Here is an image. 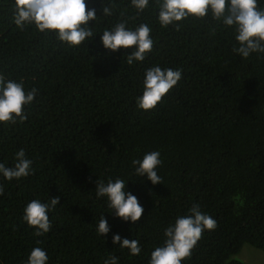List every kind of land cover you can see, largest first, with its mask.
Masks as SVG:
<instances>
[{"label": "trees", "instance_id": "16d2710c", "mask_svg": "<svg viewBox=\"0 0 264 264\" xmlns=\"http://www.w3.org/2000/svg\"><path fill=\"white\" fill-rule=\"evenodd\" d=\"M97 18L94 36L69 46L34 23H14L15 0H0V75L37 90L21 121L0 123V163L14 167L23 149L32 174L7 180L0 174V264H28L40 247L47 264H150L164 245L165 229L194 205L217 222L205 230L182 264H244L248 244L264 252V53L242 58L235 26L211 11L163 27V0L137 10L131 0H85ZM264 10V0H257ZM109 7L112 15H103ZM118 23L151 29L152 50L127 63L134 49H105L101 36ZM154 66L180 70L182 78L152 110L138 107L145 73ZM160 152L162 184L136 175L134 160ZM125 181V191L144 208L139 221L125 222L97 198L96 181ZM49 232L23 219L33 200L49 203ZM110 228L98 234L100 218ZM139 240L132 255L113 236Z\"/></svg>", "mask_w": 264, "mask_h": 264}, {"label": "clouds", "instance_id": "9594fccd", "mask_svg": "<svg viewBox=\"0 0 264 264\" xmlns=\"http://www.w3.org/2000/svg\"><path fill=\"white\" fill-rule=\"evenodd\" d=\"M149 0H131V4L139 11L148 6ZM16 14L14 23L23 27L26 23H34L41 31H50L58 34V39L69 46H79L85 40L91 39L94 34L88 23L94 21L96 10L88 9L85 0H15ZM211 11L213 18L222 20L224 25L235 26V37L239 47L232 51L242 58L251 53H264V10L258 8L257 0H163L159 11L161 26L168 27L181 22L188 17L203 18ZM103 15H112L109 7L102 9ZM151 29L141 24L135 30L128 29L124 23H118L112 30H105L101 41L105 49L113 52L123 49H134L127 56V63L143 61L145 54L153 47ZM180 70H162L158 66L149 68L145 73L144 91L138 98V107L144 111L154 109L162 98L173 89L181 80ZM37 90L25 92L23 83L5 80L0 75V123H15L16 118L21 121L24 115V106L32 103ZM17 163L14 167H6L0 163V174L7 179H19L33 173L32 161L27 159L23 149L16 153ZM136 175L146 176L153 185L162 184V178L156 169L162 165L160 152L146 153L142 160H134ZM125 181L116 179L107 183L96 181L97 198L107 197L108 207L117 217L125 222L136 223L143 215L144 208L138 198L125 191ZM3 185H0V195H3ZM60 202V197L51 198L49 203L39 200L31 201L24 209L23 219L36 229L35 235L41 236L51 229L48 212ZM190 215L179 217L174 225L165 229V242L151 253L150 264H182V261L191 256L192 250L202 238L205 230H214L217 222L209 215L200 212L199 206L190 209ZM98 234L106 236L110 228L104 216L98 224ZM114 245L127 248L132 255H139L141 248L139 240L123 239L119 234L113 236ZM47 253L40 247L32 249L28 264H47ZM105 264H117V258L110 256Z\"/></svg>", "mask_w": 264, "mask_h": 264}, {"label": "rangeland", "instance_id": "374dc122", "mask_svg": "<svg viewBox=\"0 0 264 264\" xmlns=\"http://www.w3.org/2000/svg\"><path fill=\"white\" fill-rule=\"evenodd\" d=\"M237 258L244 264H264V252L248 244L244 245Z\"/></svg>", "mask_w": 264, "mask_h": 264}]
</instances>
